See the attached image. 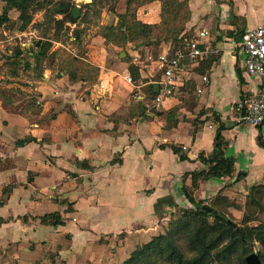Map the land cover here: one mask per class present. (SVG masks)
Wrapping results in <instances>:
<instances>
[{
  "label": "crops",
  "instance_id": "crops-1",
  "mask_svg": "<svg viewBox=\"0 0 264 264\" xmlns=\"http://www.w3.org/2000/svg\"><path fill=\"white\" fill-rule=\"evenodd\" d=\"M188 1L192 18L187 29L194 36L207 31L203 42L219 54L205 60L213 61L210 67L183 65L172 97L159 106L147 103L146 93L156 84L160 92L164 76L157 57L172 54L173 44L163 41L158 51L108 44L98 29L116 24L117 18L107 10L99 26L83 35L88 39L84 56H74L98 69L93 84L70 78L68 72L54 74L51 68L32 78L23 72L13 79L0 72V81H10L0 87V217L7 220L0 225V247L8 243L9 253L19 257L37 246L50 247L53 239L69 237L74 243L94 232L92 219L80 215L85 209L100 212V220L104 216L101 230L109 234L130 222L157 219L154 205L160 198L172 196L179 208L190 207L183 186H192V179L184 176L208 169L203 158L213 153L217 131L227 143L234 171L202 181L194 199L209 200L222 192L238 205L254 186L264 184V126L239 122L240 103L260 89L261 81L248 75L237 46L247 30L264 23V0ZM126 2L117 4L118 14L126 13ZM161 11L159 1L147 4L138 10V19L160 24ZM2 43L0 39V48ZM131 64L138 68L133 84L126 80ZM203 77L209 78L206 87ZM16 81L17 87L11 83ZM31 95L38 97L40 114L13 111ZM28 137L30 142L18 144ZM172 146L188 160H181ZM27 207L31 212L26 216L6 217L10 208ZM147 208L150 215L142 216ZM54 212L61 214L62 225H44L40 217ZM129 214L137 217L128 220Z\"/></svg>",
  "mask_w": 264,
  "mask_h": 264
},
{
  "label": "trees",
  "instance_id": "trees-1",
  "mask_svg": "<svg viewBox=\"0 0 264 264\" xmlns=\"http://www.w3.org/2000/svg\"><path fill=\"white\" fill-rule=\"evenodd\" d=\"M120 1L103 0L102 4L100 2L98 4V0H93L91 4L84 3L80 8V18L75 20L72 16V9L76 6H71L70 3L54 6L53 0H3L5 5L0 14V30L3 28L12 29L17 24H21L20 31L25 32L32 23V13L45 10V18L49 25L52 26L54 23L56 27L60 28L59 30L64 23L76 25L73 35L76 43L81 44L83 35L88 28L90 26L98 27L103 11L107 10L116 16L117 23L101 26L99 34L108 44H113L124 50L129 44H133L135 48H154L158 51L163 41H168L173 44L174 53L178 49H184L192 38L190 37L191 31L187 29L192 18L188 0H127L126 13L118 14L116 7ZM156 1H159L162 6L161 23L151 25L140 21L137 15L138 10L142 6ZM69 6L71 9L67 11L66 8ZM12 12L19 13L16 20L11 19ZM58 16H64V18L58 20ZM94 18L95 21H93ZM50 29L51 27H47L46 33L41 35L40 40L35 43L36 51L29 52L32 55L25 53L22 48L16 49L13 55L6 57L0 67V72L14 79L24 71L31 69L36 72L37 77H41L48 68L45 66V61L47 58H51L50 52L55 42L50 37ZM70 29L67 27L68 31ZM56 35L57 33L54 34V36ZM25 55L33 58V65L25 59ZM74 56L69 55L60 62V72H68L70 78L88 81L90 84L96 82L98 69L79 59L83 56L77 55L78 58ZM188 62L190 65L207 64L210 67L213 61L187 60L182 63V66L187 65ZM130 70L132 78L136 80L138 68L131 64ZM149 89L150 101L146 97L148 103L154 101L158 96L151 86ZM25 105L28 110L35 109L31 111L40 114L41 109L37 96L31 95ZM31 140L32 138L28 137L19 141L18 144L23 146ZM259 143L262 144L261 135ZM172 150L180 156L181 160H188L186 156L180 155L181 151L176 147L172 146ZM226 154L227 143L222 137L221 131H217L213 153L209 158H203L208 169L184 176V180L188 176H191L192 179V186L184 185L183 192L193 207L179 208V213L170 219L168 226L165 227V229L167 228L165 233L153 237L150 242L133 251L120 264H246L247 248L254 243L261 247L258 256L264 264V223L259 222L256 226H249V222L257 221L254 216L256 213H264V184L254 186L247 196L246 207L252 208L253 216L245 218L240 228L228 217L229 209H236L237 206L222 192L210 199L211 205L209 206H205L203 201L194 199V193L200 188L202 181L221 179L233 173L234 160L227 157ZM177 206L172 196L160 198L154 205L155 214L163 219L169 209L177 208ZM40 218L44 225L57 227L63 223L59 212L46 214ZM6 221L0 217V225Z\"/></svg>",
  "mask_w": 264,
  "mask_h": 264
},
{
  "label": "rangeland",
  "instance_id": "rangeland-1",
  "mask_svg": "<svg viewBox=\"0 0 264 264\" xmlns=\"http://www.w3.org/2000/svg\"><path fill=\"white\" fill-rule=\"evenodd\" d=\"M53 2L54 6L70 3L71 6L75 5L79 8H81V5L84 4L83 0H53ZM99 2L102 4L103 0H98V4ZM4 5L5 3L3 2V0H0V14L2 13ZM32 15V23L29 25L27 31L25 32L20 31L21 24H17L12 29L3 28L2 30H0V39L4 42L1 44V47L3 46V48H0V65L5 61L6 57L13 55V53L18 48H23L27 52H30L32 50L36 51L37 48L35 47V43L40 40L41 35L46 33L45 30L47 29V27H51L50 37L54 39L55 42L54 47L50 52L51 58H47V60L45 61L46 68H51L54 74L59 73L60 62L63 59H66L69 55L71 56L78 54L80 56H84V52H86L85 46H87L88 44V39L86 38L84 41V38H82L81 44L76 43L73 35V30L76 29V25L64 23L61 30H59L60 28L56 27L54 23L52 24V26L49 25L48 20L45 18V10L34 12L32 13ZM18 16L19 13L17 12H12L10 15L12 20H16ZM63 18L64 16L57 17L58 20H62ZM95 20L96 19L94 18L93 21ZM67 27H70L71 29L68 31ZM94 28L91 30L92 32L95 30ZM91 31L90 33L92 34ZM99 31L100 29H98V32ZM188 31H191L190 37H193L195 35L193 29ZM55 33H57L56 36H54ZM22 44H24V46ZM25 57V59L31 65L34 64L33 58H30V56L28 57V55H25ZM24 73H26L31 78L33 74H36V72L31 69L28 71H24ZM8 83H10L9 80L2 79L0 81V87H6V85H9ZM11 83L16 84V87L18 86L17 84H20L19 81ZM25 85L29 86L28 84ZM149 92L150 89L147 90L146 95L148 97L147 99L150 101ZM7 95L8 94H6V96ZM10 97H12V94H10ZM18 99L22 101L21 97H18ZM27 101H29V99L27 98V96H24L23 102L20 103L21 105L17 107L15 106L13 111L20 112L22 114H28L29 112L35 114V112H33L35 109H31L33 111L28 110V107L26 105L24 110L20 109V107L23 106V104H25ZM5 103L7 104V101ZM149 104L155 105L153 104V101L149 102ZM246 201L247 196L242 202L239 201L238 205L237 202H235L237 208H231L228 212V217L238 226V228L243 225L245 218L253 216V210L252 208L246 207ZM203 203L205 206L211 205L210 199L203 200ZM190 207L192 208L193 206ZM190 207L188 205L186 208ZM178 209L179 206H177V208L169 209L168 214L163 219L157 217V219L153 218L147 220L144 224L143 222H141L140 224L136 225L133 223L131 224L130 222L129 225L126 226V229H121L117 233H115V229H118L115 228L112 229V232L109 234H104L101 230V228L104 227V216H102L103 218H101L100 220V212L99 214H93L91 213V210L85 209L84 212H82L80 215L82 218H87L86 216H89V218L92 219L93 224L89 225L94 230V232H85L84 237L76 239V243L74 242L75 244L70 241L69 237L65 239H53L51 240V242H49L50 247L46 246L47 248L45 247V249L40 250L37 246L34 251H31L30 254H27L28 252H20L19 257H15L13 256V253H9L10 249L7 246L9 244L4 243L0 247V264H120L125 259H127L133 251L150 242L153 237L161 233H165L167 229H165V227L168 226L170 219L176 217V214L179 213L180 210ZM125 210L127 212L132 211V209ZM28 212H31V208H10L6 214V217L9 216L12 218H20L21 216H26ZM0 215L2 214L0 213ZM144 215H150L149 208L143 210L142 216ZM254 216H256L257 221L249 222V226H256L259 222L264 223V213L258 212ZM131 217H137V215L133 214L131 216L129 214L127 217L128 220H130ZM105 219L107 223L112 221L110 216H105ZM58 246H67L68 249L72 250L58 252L56 248ZM260 249L261 247L257 243L251 244L250 247L247 248V256L245 257V260L252 254L259 255ZM48 250L50 253L47 254L46 251Z\"/></svg>",
  "mask_w": 264,
  "mask_h": 264
},
{
  "label": "built area",
  "instance_id": "built-area-1",
  "mask_svg": "<svg viewBox=\"0 0 264 264\" xmlns=\"http://www.w3.org/2000/svg\"><path fill=\"white\" fill-rule=\"evenodd\" d=\"M207 31H202L192 37L184 49H178L173 54H160L157 61L162 67L164 80L161 90L154 100L156 106L161 105L166 98L172 97L178 83V76L182 63L191 61H204L219 50L206 45L203 39L208 37ZM237 46L242 49L245 58V67L248 75L261 81L260 89L246 97L239 105L241 116L239 122L248 126H264V23L255 29L247 30ZM128 83L133 84L131 75L126 77ZM203 87L209 84V78H202ZM203 88L198 90L202 93Z\"/></svg>",
  "mask_w": 264,
  "mask_h": 264
},
{
  "label": "water",
  "instance_id": "water-1",
  "mask_svg": "<svg viewBox=\"0 0 264 264\" xmlns=\"http://www.w3.org/2000/svg\"><path fill=\"white\" fill-rule=\"evenodd\" d=\"M85 4H91L93 0H83ZM71 7H67L66 10L69 11ZM81 12L79 7H75L72 9V16L75 20H78L80 18ZM154 93L159 94V85H154ZM247 264H262L261 260L259 259V256L256 254H252L246 258Z\"/></svg>",
  "mask_w": 264,
  "mask_h": 264
},
{
  "label": "bare ground",
  "instance_id": "bare-ground-1",
  "mask_svg": "<svg viewBox=\"0 0 264 264\" xmlns=\"http://www.w3.org/2000/svg\"><path fill=\"white\" fill-rule=\"evenodd\" d=\"M89 1V0H88Z\"/></svg>",
  "mask_w": 264,
  "mask_h": 264
}]
</instances>
